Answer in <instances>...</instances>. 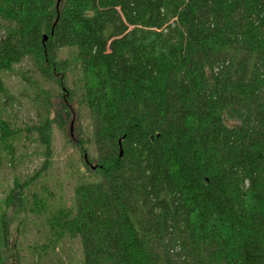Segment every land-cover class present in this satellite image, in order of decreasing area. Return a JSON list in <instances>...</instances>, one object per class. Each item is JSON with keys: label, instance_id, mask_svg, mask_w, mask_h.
I'll use <instances>...</instances> for the list:
<instances>
[{"label": "trees", "instance_id": "16d2710c", "mask_svg": "<svg viewBox=\"0 0 264 264\" xmlns=\"http://www.w3.org/2000/svg\"><path fill=\"white\" fill-rule=\"evenodd\" d=\"M23 64L49 110L22 127L3 78ZM77 107L71 205H51L32 187ZM28 136L43 161L0 199V264L30 216L27 264L66 239L81 264H264V0H0V167Z\"/></svg>", "mask_w": 264, "mask_h": 264}, {"label": "rangeland", "instance_id": "374dc122", "mask_svg": "<svg viewBox=\"0 0 264 264\" xmlns=\"http://www.w3.org/2000/svg\"><path fill=\"white\" fill-rule=\"evenodd\" d=\"M26 68V65L15 66L12 70L13 74H5L3 80L8 88L9 93L13 97L14 103L12 106L6 107V113L10 120L16 125L25 126V124L36 123L37 119L48 112V101L44 95H37L38 92L28 87L26 82L15 73L21 68ZM33 75V73H29ZM30 78V77H29ZM44 91L48 94L54 91L52 84L45 83L42 85ZM11 100V101H12ZM76 113H79L77 123L75 122V114L72 113V121H70L67 131L62 132L57 128H53V143H52V164L48 172L43 174L39 181H36V188L39 189L42 185L49 190L48 194L53 196L52 204L60 203L71 205L73 188L75 185V171L79 170V163L82 161V155H79L78 149L73 147V138L75 132L82 126L88 135V122L86 121V110L84 108H76ZM40 116V117H38ZM34 136H28L21 139L15 149V157L21 159V164L17 166L11 163H3L0 167V199H3L9 188L12 187L13 181H23L28 176H32L34 171L39 170L43 161L41 154L42 148L34 143ZM91 155V150L87 151ZM61 199V200H60ZM15 229V228H14ZM14 231V230H13ZM45 228L36 217H31L24 226V232L18 237L10 238L9 246L13 249L16 247V252L8 251V258L5 264H21L34 263L35 257L30 252L33 250L37 253L39 247L44 245ZM13 236V235H11ZM28 249H30L28 251ZM45 256L40 264H81L80 244L77 240H62L59 243V249L52 252L50 249L43 254Z\"/></svg>", "mask_w": 264, "mask_h": 264}, {"label": "water", "instance_id": "95a60500", "mask_svg": "<svg viewBox=\"0 0 264 264\" xmlns=\"http://www.w3.org/2000/svg\"><path fill=\"white\" fill-rule=\"evenodd\" d=\"M60 0H57V4L59 3Z\"/></svg>", "mask_w": 264, "mask_h": 264}]
</instances>
